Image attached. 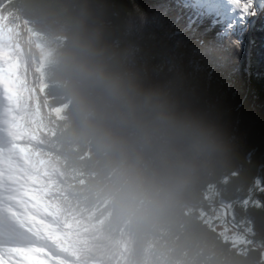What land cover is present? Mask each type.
Wrapping results in <instances>:
<instances>
[{
	"label": "trees",
	"instance_id": "trees-1",
	"mask_svg": "<svg viewBox=\"0 0 264 264\" xmlns=\"http://www.w3.org/2000/svg\"><path fill=\"white\" fill-rule=\"evenodd\" d=\"M194 2L0 0L2 43L11 44L15 25L24 22L55 52L39 68V97L59 112L55 125L38 133L29 148L35 155L32 180L63 233V264H264V11L242 35L221 38L222 26L197 17ZM60 32L65 39L52 43ZM73 37L122 51L120 62L144 86L167 85L220 137L221 154L196 177L169 219L136 227L118 218L106 188L108 170L91 143L72 135V100L52 69L57 52ZM235 39L239 47L231 43ZM10 144L0 126V149L9 152ZM146 167L163 179L156 161ZM221 207L229 212L222 224L214 217ZM226 223L247 242L236 244L219 227ZM3 224L0 217V255H8L16 242Z\"/></svg>",
	"mask_w": 264,
	"mask_h": 264
},
{
	"label": "clouds",
	"instance_id": "clouds-1",
	"mask_svg": "<svg viewBox=\"0 0 264 264\" xmlns=\"http://www.w3.org/2000/svg\"><path fill=\"white\" fill-rule=\"evenodd\" d=\"M122 51L89 38H70L57 52L54 75L72 100L71 133L91 143L108 170L106 188L118 218L136 227L171 217L196 177L223 144L198 110L180 103L167 85L144 86ZM148 160L163 169L158 180Z\"/></svg>",
	"mask_w": 264,
	"mask_h": 264
},
{
	"label": "rangeland",
	"instance_id": "rangeland-1",
	"mask_svg": "<svg viewBox=\"0 0 264 264\" xmlns=\"http://www.w3.org/2000/svg\"><path fill=\"white\" fill-rule=\"evenodd\" d=\"M64 39L65 34L60 32L52 36V43ZM10 43L0 40V126H4L11 141L9 152L5 147L0 149V217L16 243L12 245L11 253L0 255V264H63L59 262L64 251L60 241L63 233L59 230L57 216L47 207L48 202L31 179L35 155L29 148L38 133L55 125V116L59 112L58 107L47 108L44 99L39 97V68L45 61L53 59L55 52L53 48L48 51L24 22L15 25ZM21 148L31 151L20 152ZM35 174H38L36 168ZM221 208L215 211L214 217L222 224L223 220H229V212L227 207ZM35 209L48 213L41 226L43 240L38 233H29L30 221H38L36 217L32 218ZM219 227L232 236L236 244L247 242L235 226L226 223ZM37 247L48 254L42 256L41 249L35 250ZM48 256L52 257L51 262L47 260Z\"/></svg>",
	"mask_w": 264,
	"mask_h": 264
},
{
	"label": "snow or ice",
	"instance_id": "snow-or-ice-1",
	"mask_svg": "<svg viewBox=\"0 0 264 264\" xmlns=\"http://www.w3.org/2000/svg\"><path fill=\"white\" fill-rule=\"evenodd\" d=\"M190 7L197 17H211L213 24L219 23L222 27L218 35L228 38L247 31L258 12L264 11V0H195ZM231 43L239 47L241 40L235 39Z\"/></svg>",
	"mask_w": 264,
	"mask_h": 264
},
{
	"label": "bare ground",
	"instance_id": "bare-ground-1",
	"mask_svg": "<svg viewBox=\"0 0 264 264\" xmlns=\"http://www.w3.org/2000/svg\"><path fill=\"white\" fill-rule=\"evenodd\" d=\"M19 76V75H18ZM25 83V82H24ZM28 83V82H27ZM20 187H23V186H19V188ZM19 197H22L21 195L19 196ZM35 212H36V216H39V217H42V214H44V211H36L35 210ZM38 234L40 235H42V234H44V232H43V230L41 229V228H38Z\"/></svg>",
	"mask_w": 264,
	"mask_h": 264
},
{
	"label": "water",
	"instance_id": "water-1",
	"mask_svg": "<svg viewBox=\"0 0 264 264\" xmlns=\"http://www.w3.org/2000/svg\"><path fill=\"white\" fill-rule=\"evenodd\" d=\"M253 31V26L251 27V32ZM227 216H228V214H227ZM234 226V225H233ZM236 228H238V227H236ZM239 229V228H238Z\"/></svg>",
	"mask_w": 264,
	"mask_h": 264
}]
</instances>
